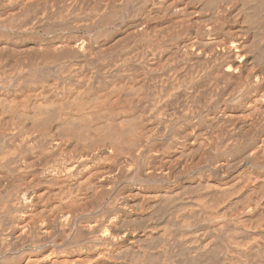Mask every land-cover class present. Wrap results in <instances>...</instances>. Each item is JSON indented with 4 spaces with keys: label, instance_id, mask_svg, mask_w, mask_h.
I'll list each match as a JSON object with an SVG mask.
<instances>
[{
    "label": "bare ground",
    "instance_id": "bare-ground-1",
    "mask_svg": "<svg viewBox=\"0 0 264 264\" xmlns=\"http://www.w3.org/2000/svg\"><path fill=\"white\" fill-rule=\"evenodd\" d=\"M2 252L264 264V0H0Z\"/></svg>",
    "mask_w": 264,
    "mask_h": 264
},
{
    "label": "rangeland",
    "instance_id": "rangeland-1",
    "mask_svg": "<svg viewBox=\"0 0 264 264\" xmlns=\"http://www.w3.org/2000/svg\"><path fill=\"white\" fill-rule=\"evenodd\" d=\"M129 9V8H128ZM129 11H130V9L129 10H126L124 13H127V14H129ZM127 14H124V16H127ZM127 17H124V19H126ZM52 21H55V20H52ZM121 25V24H120ZM120 25H118L117 27L115 26V27H113V28H115L114 30L116 31L117 29H120V30H118V32H120V33H122L123 32V28L122 27H120ZM54 31H56L58 34L60 33V31H58V30H55V29H53ZM52 30V31H53ZM122 30V31H121ZM53 31V33L56 35V33ZM50 32V33H49ZM49 32H43L42 34L43 35H41L44 39H49V38H52L53 36L55 37V35L51 32V30L49 31ZM48 34V35H47ZM50 34H52V35H50ZM57 34V35H58ZM56 35V36H57ZM45 36V37H44ZM48 37V38H47ZM127 43H129L130 41H126ZM132 43V42H131ZM32 161H34V159L33 158H29V162H32ZM21 239V240H20ZM24 240V241H23ZM19 242H17V244L19 245V246H21V247H19V248H17L18 246L16 245V248L14 247L13 249H14V251L16 250V249H18L19 251H15V254L13 253V252H10V251H8V252H10V253H13L12 255L14 256V255H17L18 253H20V252H22L23 251V249L25 250H27V251H30L33 247H35V243L37 242L38 243V241H36V240H34L35 241V243H30L29 241H28V243L25 245L24 244V246L22 247V245H21V243H25L27 240L25 239V238H19V240H18ZM29 243L31 244V246L32 247H30V245H29ZM40 243V242H39ZM42 244H43V242H41ZM41 243H40V245H41ZM28 245V246H27ZM34 245V246H33ZM38 244H36V246H37ZM22 248V249H21ZM225 248H227V247H225ZM230 249V248H229ZM229 249L227 248V250L229 251ZM230 251H232V249H230ZM8 252H2V253H0V257H1V255L3 254V255H5L6 256V254L8 253ZM2 255V256H3ZM8 255H9V253H8ZM7 255V256H8ZM11 255V254H10ZM10 257V256H9ZM12 257V256H11ZM255 258H257L256 256H254ZM255 258H253V256L252 257H249V258H247L248 259V261L251 263H256L255 261H258V258L257 259H255Z\"/></svg>",
    "mask_w": 264,
    "mask_h": 264
}]
</instances>
